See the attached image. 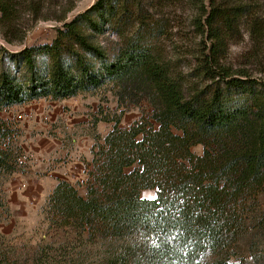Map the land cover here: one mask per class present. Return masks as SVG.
Returning a JSON list of instances; mask_svg holds the SVG:
<instances>
[{
  "label": "trees",
  "instance_id": "16d2710c",
  "mask_svg": "<svg viewBox=\"0 0 264 264\" xmlns=\"http://www.w3.org/2000/svg\"><path fill=\"white\" fill-rule=\"evenodd\" d=\"M126 1L96 0L62 21L49 42L0 48V109L106 84L120 103L136 97L151 107L125 126L118 116L94 119L111 127L92 135L91 158L82 162L85 195L57 180L41 207L47 240L32 264H264V76L221 71L213 87L186 92L138 32L108 55L80 28L102 32ZM191 1L208 38L222 37L241 13ZM7 3L0 0V19L12 18ZM245 22L251 37H264V23L250 14ZM37 56L47 60L41 67ZM6 137L0 127V142ZM16 151L0 144V176L14 172ZM146 189L152 198L141 196ZM12 252L0 242V264H17Z\"/></svg>",
  "mask_w": 264,
  "mask_h": 264
},
{
  "label": "rangeland",
  "instance_id": "374dc122",
  "mask_svg": "<svg viewBox=\"0 0 264 264\" xmlns=\"http://www.w3.org/2000/svg\"><path fill=\"white\" fill-rule=\"evenodd\" d=\"M7 1L13 15L11 20L0 19V48L13 52L23 46L51 41L62 21L84 12L96 0ZM125 3L127 10L113 22L104 24L102 32H95L85 24L80 28L91 43L108 55L122 42L121 37L138 32L151 46L156 58L167 65L170 74L182 80L186 92L192 87L199 90L213 87L221 71H244L255 81L264 76V37L258 40L251 37L245 22L246 15L250 14L255 21L264 23V0H214L216 5L241 10L228 31L217 39L208 38L207 28L198 26L200 10L191 0H127ZM201 23L204 25L202 17ZM44 60L45 56H37V66L41 67ZM10 68L19 75L23 72V69L17 71L14 61H10ZM132 101H136V97H124L120 103L106 84L64 102L43 100L0 109V127L10 133L9 138L0 142L1 146L7 144L17 150L16 155L24 152L30 159L23 169L15 167L12 161L15 167L12 176H0V197L3 195L6 203L7 192L11 190L24 193L27 189L28 193L39 196L37 186L43 183L45 190L50 187L54 177L47 176L42 168L30 173L27 169L30 165L49 162L51 168H62L68 162L90 160L92 135L101 137L108 128L105 121L95 123L94 119L103 114L118 116L120 125L125 126L143 111L149 114L148 103ZM43 140L52 141L55 148L49 153L38 152L37 142ZM191 150L200 154L202 147L195 145ZM70 183L85 195L80 180ZM44 193L36 214L28 213L13 232L0 234L1 245L7 250L11 247L13 252L9 255L17 259V264H32L36 247L43 243L41 239L47 240L45 223L41 221ZM141 196L152 198L154 191L142 190Z\"/></svg>",
  "mask_w": 264,
  "mask_h": 264
},
{
  "label": "crops",
  "instance_id": "0c3cea01",
  "mask_svg": "<svg viewBox=\"0 0 264 264\" xmlns=\"http://www.w3.org/2000/svg\"><path fill=\"white\" fill-rule=\"evenodd\" d=\"M43 100H50V99H38L32 100L23 104L43 101ZM67 99L59 100L61 102L66 101ZM55 101V100H53ZM13 105V106H19ZM108 125L107 131L111 127V122H104ZM106 132V131H105ZM105 134V133H104ZM56 144L52 141L43 140L37 142V151L40 153H49L52 148H55ZM49 162L38 163L30 165L27 169L30 173L36 170V168H42V170L47 174V176H53V183H51L50 187L45 190V185L42 183L41 185L37 186V192H40L41 195H34L32 193H28L27 189L24 193H15L13 190L11 192H7L6 196V203L3 198V195L0 197L1 204H0V234H8L13 232L17 226L19 225L20 221L27 218L28 213H35L38 207L41 205L40 202L42 194L44 193L46 196L55 186L58 179H63L68 182L72 180H80L81 186L83 187L82 181L85 179V174L83 172V164L81 162H68L64 164L62 168H51ZM12 175H7L6 177H11ZM4 178V179H5ZM73 183V182H72ZM84 188V187H83ZM45 196V197H46ZM44 200V198H43Z\"/></svg>",
  "mask_w": 264,
  "mask_h": 264
},
{
  "label": "built area",
  "instance_id": "2783aa9c",
  "mask_svg": "<svg viewBox=\"0 0 264 264\" xmlns=\"http://www.w3.org/2000/svg\"><path fill=\"white\" fill-rule=\"evenodd\" d=\"M30 162L29 155L26 153H19L14 158V165L19 169H23Z\"/></svg>",
  "mask_w": 264,
  "mask_h": 264
},
{
  "label": "snow or ice",
  "instance_id": "6c2138e0",
  "mask_svg": "<svg viewBox=\"0 0 264 264\" xmlns=\"http://www.w3.org/2000/svg\"><path fill=\"white\" fill-rule=\"evenodd\" d=\"M153 199H155V197Z\"/></svg>",
  "mask_w": 264,
  "mask_h": 264
}]
</instances>
